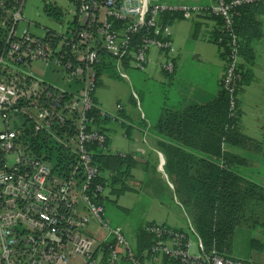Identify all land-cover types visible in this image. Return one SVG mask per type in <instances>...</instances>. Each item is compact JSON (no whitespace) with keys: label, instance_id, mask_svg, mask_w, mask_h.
Segmentation results:
<instances>
[{"label":"built area","instance_id":"obj_1","mask_svg":"<svg viewBox=\"0 0 264 264\" xmlns=\"http://www.w3.org/2000/svg\"><path fill=\"white\" fill-rule=\"evenodd\" d=\"M24 1L0 0V264H142L99 201L110 190L111 174L102 173L94 160V144L108 152L107 133L97 119L118 120L95 99L100 54L109 55L127 77L124 62L144 70L155 47L166 56L161 68L172 73L171 30L160 24V14L210 12L220 18L218 40L228 48L222 86L235 117L242 73L234 14L254 0L179 7L159 0H76L70 21L75 23L42 37L19 32ZM35 62L50 76L34 72ZM145 229L153 236L145 256L177 264H251L206 249L194 229L195 245L183 230L155 222Z\"/></svg>","mask_w":264,"mask_h":264},{"label":"rangeland","instance_id":"obj_2","mask_svg":"<svg viewBox=\"0 0 264 264\" xmlns=\"http://www.w3.org/2000/svg\"><path fill=\"white\" fill-rule=\"evenodd\" d=\"M75 1L25 0L22 7V19L18 23L19 32L28 29L30 33L42 37L48 30L62 31L66 23L70 22L75 15ZM47 9L52 12H48ZM197 15L201 16V14H189L182 19H176L171 24L174 34L183 40L182 50L188 51L184 64L179 69L183 77L181 82H175V77L170 80L164 75L165 81L158 82L150 75L151 72L147 70L148 68L138 70L132 65L125 66L127 77L121 76L117 70H115L118 75L116 78L103 73L97 81L95 93L98 103L108 114L119 119L120 113H117L116 104L120 103L127 118L131 120L134 118L141 123V111L147 112L152 117H157L165 100L167 103L170 100H177L179 89L183 91L189 89L192 83L213 88L215 82L219 83L222 80V76L220 79L216 78V67L212 64L221 60L219 47L208 39L205 33L206 26L201 27L198 37L194 36L195 23L199 22L195 17ZM202 15H206V13ZM209 21L213 22L214 19L209 18ZM262 30L263 35L255 43L252 55L249 56L250 59H245L240 54L241 71L244 74L246 72L249 74L251 82L238 88L237 99H240V103L239 107L237 104L236 110V118L239 119L238 131L261 143V147L251 146L248 151L230 147V151L245 155L246 161L240 166L246 174L264 184V17ZM204 35L205 39H203ZM176 43L174 42V46ZM195 54L204 55L206 60L203 61L201 57L194 58ZM209 61L212 63L210 64ZM32 69L45 77L50 76L49 69L45 68L44 70L41 62L33 63ZM32 86L36 88L37 85ZM103 125L110 138V146L107 149L109 152L112 151V147L127 150L130 144L136 141L132 136H123L125 127H122L117 121L110 119ZM137 141L141 145V138ZM128 155L134 161L125 182L130 189L117 196L106 192L109 199L104 201V208L109 224L114 227L120 226L122 233L132 246L135 243V230L138 225L141 224V228L144 230L145 224L151 220L158 223L164 222L165 226L172 229L188 232L195 245L197 238L191 230L196 231L195 221L198 213L195 210L196 206L189 204L188 197L181 192L182 184H177L173 177L167 175L166 166L162 172H159L153 163L142 165L141 154L130 153ZM131 178L138 180L140 184H134ZM168 180L173 185L167 183ZM250 234L258 241L264 242L262 229L249 230V227H242L232 233L230 238L225 240L224 245L230 250L233 257L246 259L255 264H264V251L249 246L248 235ZM192 252H195V248L192 249ZM79 263L76 262V264Z\"/></svg>","mask_w":264,"mask_h":264},{"label":"trees","instance_id":"obj_3","mask_svg":"<svg viewBox=\"0 0 264 264\" xmlns=\"http://www.w3.org/2000/svg\"><path fill=\"white\" fill-rule=\"evenodd\" d=\"M47 11L52 12L50 9ZM206 15L215 20L210 41L219 47V55L226 61L228 48L225 40H218L221 36L218 30L220 18L210 12H206ZM182 17L184 13L180 10H166L160 14L159 22L164 26L175 18ZM263 17L264 0L241 4L235 9L234 29L239 38L240 54L245 59H250L255 43L263 35ZM198 26L195 23L194 34ZM48 32L50 30L45 35ZM3 46L0 28V49ZM100 55L97 76L105 73L116 78L118 75L113 60L106 53ZM126 65L131 64L125 61L124 67ZM239 69L242 70L241 64ZM174 72L175 69L166 74L170 76ZM241 73L242 79L238 88L251 80L247 72ZM229 97L221 80L215 97L203 104H186L179 97L168 103L165 100L153 128L162 138L159 144L166 153L165 166L169 177H173L177 184H182L181 192L188 197L189 204L196 206L194 207L198 215L195 229L204 246L206 249L215 248L223 255L233 256L224 245L232 233L242 227H249V230L260 228L264 231V184L242 169L241 164L246 161L245 155L230 151V147L248 151L251 146L261 147V143L238 131V119L229 114ZM108 119L110 116L99 117L97 121L102 124ZM101 127L105 131L104 126ZM93 148L94 160L102 173L111 174L110 192L117 196L130 189L125 182L130 168L134 165L133 159L126 154L104 152L97 149L95 144ZM108 199L106 195L99 198V201L104 205V201ZM150 223L152 222H147L145 226ZM145 226L143 230L139 224L135 230L134 252L140 260L153 242V236L146 231ZM173 230L181 231L176 228ZM248 236L250 248L264 251V242L258 241L251 234ZM170 261L177 264L175 260Z\"/></svg>","mask_w":264,"mask_h":264},{"label":"crops","instance_id":"obj_4","mask_svg":"<svg viewBox=\"0 0 264 264\" xmlns=\"http://www.w3.org/2000/svg\"><path fill=\"white\" fill-rule=\"evenodd\" d=\"M159 1L163 4L168 5V6L179 7L181 5L209 6L210 4L213 3L214 0H159ZM184 17H182V18H184ZM195 17L199 21V22H197L199 24V26H198V29H197L196 33L194 34V36L197 35V37H198V34L201 32V27L203 25H205L207 28V29H205L206 30L205 33H206L208 39H210L211 38V30L215 26V20L213 22H210L207 15H202V14H201V16L197 15ZM176 19H179V18H175L173 21L167 23V25L169 26V28L171 30V41H172V46H173V51H172L171 55H172L174 65H175L174 74L167 76L166 72L161 68V64L166 58L165 54L161 50H158L155 47H151L147 53L148 63L146 65L145 69L148 68L147 70H149L151 72L150 75L153 78H155V80H157L158 82H161V83H163L165 81V79H163V75L169 77L170 80L172 77H175V79H174L175 82H181V80L183 78L180 74L179 69L182 66V64H184V60L188 55V51L186 49L182 50L183 40H180L178 35H175L171 29V24ZM210 23L212 24L211 26H210ZM208 26H210V27L208 28ZM176 36H177V40H176ZM203 39H205V35H204ZM174 42H177L176 46H174ZM203 56L204 55H202V54H200V55L195 54L193 57L194 58L201 57L204 61L206 59ZM220 59L221 60L218 63H212L209 61L210 64L212 63L216 67L215 76H216V78H219V79L223 75L224 68H225L224 60L221 57H220ZM253 80H254V78H253ZM248 84H246V85H248ZM219 88H220V81H219V83L215 82V86L213 88H207L203 84L192 83V85L189 86V89H186L184 91L179 89V91H177V94H178L181 102H184L186 104H189V103L203 104V103L211 100L213 97H215ZM260 91H261V89H260ZM95 99H96L98 106L101 109H103L97 101L96 93H95ZM237 101H238V107H239L240 99L238 98ZM116 105H117V113H120V115H119L118 120H112V121H117L118 124H120L122 127H125L124 128L125 130L123 132L124 137H131L132 136L133 140H136V141L131 143L127 150H124V149L120 150V149H115L112 147L111 152L119 153L122 155H124V154L128 155L130 153L131 154H138L139 153V154H141L142 165H144L145 163H153L155 168L159 172H162V170H164L165 163L167 161L166 153H165V150L163 149V147L159 144V141L162 139L161 136L153 128V125L157 122L160 113L157 117H152V115L148 114L147 112L141 111V123H139L137 120H134V118L131 120L124 115V108L120 103H117ZM118 106H121L120 110H119ZM108 120H110V119H108ZM103 124L104 123H102V125ZM238 124H239V119H238ZM105 131H106V128H105ZM106 133H107V131H106ZM107 137H108L107 143H108V146H110V138L108 135H107ZM140 138H141V145L139 144V141H137ZM150 155H151V158H150ZM167 175H168V173H167ZM167 178H168V176H167ZM131 179L134 181V184H137V185L140 184L138 180H135L134 178H131ZM167 183H169L170 185L172 184V182L169 180ZM108 192L111 193L110 190H108ZM148 222L158 223L155 220H151ZM158 224L164 225L165 223L159 222ZM132 248L134 250V244H133ZM141 263L142 264H173L169 259H167L164 256L153 257L150 255H148V256L143 255L141 257Z\"/></svg>","mask_w":264,"mask_h":264}]
</instances>
